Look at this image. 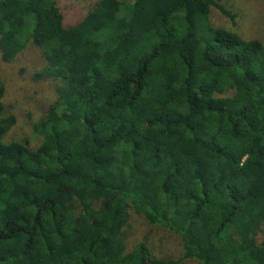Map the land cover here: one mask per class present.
<instances>
[{
    "label": "trees",
    "instance_id": "1",
    "mask_svg": "<svg viewBox=\"0 0 264 264\" xmlns=\"http://www.w3.org/2000/svg\"><path fill=\"white\" fill-rule=\"evenodd\" d=\"M61 0H0L9 63L30 43L58 81L32 151L0 86V264H180L127 254L129 211L183 259L264 264V45L214 27L217 0H100L74 25Z\"/></svg>",
    "mask_w": 264,
    "mask_h": 264
},
{
    "label": "rangeland",
    "instance_id": "2",
    "mask_svg": "<svg viewBox=\"0 0 264 264\" xmlns=\"http://www.w3.org/2000/svg\"><path fill=\"white\" fill-rule=\"evenodd\" d=\"M99 1L61 0L59 6L65 16V24L74 25L83 20ZM217 1L238 16L237 27L214 7L209 11L212 26L236 31L246 38L257 39L264 45V0ZM46 67L42 49L36 43H30L9 63L3 62L0 50V86L4 89V114L15 120L4 137L5 143H19L32 151L41 149L42 139L35 133L34 124L45 116L48 105L56 98V88L60 84L58 81L36 78ZM124 235L127 254L132 253L139 244H144L156 258L181 259L180 264H199L193 259H183L182 245L173 233L159 226H148L144 218L132 210L129 211ZM257 241L264 245V226Z\"/></svg>",
    "mask_w": 264,
    "mask_h": 264
}]
</instances>
